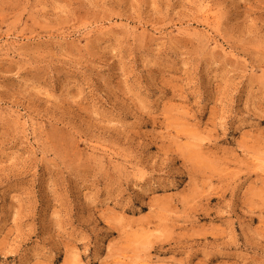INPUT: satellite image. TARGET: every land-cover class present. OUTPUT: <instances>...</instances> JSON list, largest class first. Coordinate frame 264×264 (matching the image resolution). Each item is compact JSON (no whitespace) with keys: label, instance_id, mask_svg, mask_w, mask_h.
<instances>
[{"label":"rangeland","instance_id":"374dc122","mask_svg":"<svg viewBox=\"0 0 264 264\" xmlns=\"http://www.w3.org/2000/svg\"><path fill=\"white\" fill-rule=\"evenodd\" d=\"M0 264H264V0H0Z\"/></svg>","mask_w":264,"mask_h":264}]
</instances>
